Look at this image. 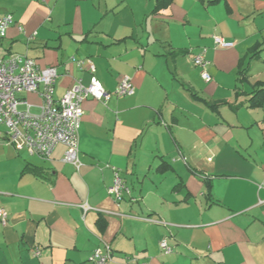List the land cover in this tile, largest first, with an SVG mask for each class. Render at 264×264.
<instances>
[{
    "label": "crops",
    "instance_id": "0c3cea01",
    "mask_svg": "<svg viewBox=\"0 0 264 264\" xmlns=\"http://www.w3.org/2000/svg\"><path fill=\"white\" fill-rule=\"evenodd\" d=\"M7 14L0 57L55 68V101L88 83L72 59H91L111 96L83 102L78 169L62 146L45 161L0 135V264H90L102 243L111 264H264V0H0ZM122 77L132 97L113 95Z\"/></svg>",
    "mask_w": 264,
    "mask_h": 264
},
{
    "label": "built area",
    "instance_id": "2783aa9c",
    "mask_svg": "<svg viewBox=\"0 0 264 264\" xmlns=\"http://www.w3.org/2000/svg\"><path fill=\"white\" fill-rule=\"evenodd\" d=\"M10 14L0 15V39H3L9 27L13 24ZM19 30H22L19 28ZM34 34L31 39L33 38ZM215 48L230 49L233 42L226 41L220 36L212 38ZM74 64L80 71L89 75L86 85L77 80L58 100L53 99L57 72L53 67L40 68L33 59L25 55L13 54L0 57V128L6 137V143L17 152H26L30 156L48 161L56 146L64 148L62 162L72 165L75 169L81 166L79 160V129L83 119V102L90 98L98 102H106L111 94L107 93L95 75V66L91 59L75 60ZM193 64L200 70V77L204 82H210L207 72L209 62L204 53L194 56ZM135 88L129 77H122L117 83L113 95L117 98L132 97ZM21 94H33L41 99L40 113L30 112L31 105ZM113 183L108 188V194L119 203L123 194L129 190L125 186L120 171L111 168ZM80 209L85 214L90 210L87 204ZM0 223L5 226L7 213L0 205ZM159 248L164 255L172 253L166 240L159 242ZM31 255L38 258V249L31 250ZM112 249L102 243L95 248L89 258L90 264H111ZM124 264H129V259ZM146 264V263H143Z\"/></svg>",
    "mask_w": 264,
    "mask_h": 264
},
{
    "label": "trees",
    "instance_id": "16d2710c",
    "mask_svg": "<svg viewBox=\"0 0 264 264\" xmlns=\"http://www.w3.org/2000/svg\"><path fill=\"white\" fill-rule=\"evenodd\" d=\"M220 1L221 0H207V4L208 5H213V4H217ZM263 101H264V96L263 97H259L258 101L255 103V106H257L256 104L261 103Z\"/></svg>",
    "mask_w": 264,
    "mask_h": 264
},
{
    "label": "rangeland",
    "instance_id": "374dc122",
    "mask_svg": "<svg viewBox=\"0 0 264 264\" xmlns=\"http://www.w3.org/2000/svg\"><path fill=\"white\" fill-rule=\"evenodd\" d=\"M34 113H36V111H33Z\"/></svg>",
    "mask_w": 264,
    "mask_h": 264
}]
</instances>
